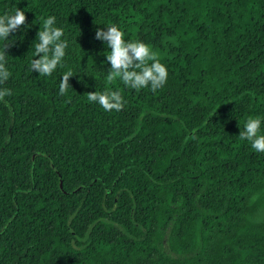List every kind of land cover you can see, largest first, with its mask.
Instances as JSON below:
<instances>
[{
	"label": "trees",
	"instance_id": "16d2710c",
	"mask_svg": "<svg viewBox=\"0 0 264 264\" xmlns=\"http://www.w3.org/2000/svg\"><path fill=\"white\" fill-rule=\"evenodd\" d=\"M16 8L27 22L0 40V264H264V153L238 136L248 117L264 134V0H0ZM49 16L68 48L39 76ZM113 24L157 53L161 89L106 82L94 37ZM106 88L121 111L87 100Z\"/></svg>",
	"mask_w": 264,
	"mask_h": 264
},
{
	"label": "clouds",
	"instance_id": "9594fccd",
	"mask_svg": "<svg viewBox=\"0 0 264 264\" xmlns=\"http://www.w3.org/2000/svg\"><path fill=\"white\" fill-rule=\"evenodd\" d=\"M42 29L36 33V43L34 45L33 57L30 62V70L38 72L39 76H51L57 67L63 66V59L66 55L68 42L62 39L64 30L56 26L55 16L46 19L41 17ZM27 22L25 12L16 8L14 14L5 13L0 15V40H8L10 34L18 31ZM103 28H97L95 39L102 41L109 49L105 63L110 64L107 69L106 82L112 84L119 80L125 87L141 90L150 88L156 92L161 89L168 78V71L161 63L156 52L143 41H128L124 38V33L115 24ZM9 44H5L0 50V84L6 82L11 76L6 67V56ZM73 77L71 70L65 72L60 80L59 95H66L69 87V78ZM11 95L10 89H0V101L5 96ZM87 100L98 104L104 111H121L125 101L119 90L106 88L103 92H87ZM261 118L248 117L243 130L239 131V139L249 142L251 148L258 153H264V134H260ZM186 137L196 139L194 135Z\"/></svg>",
	"mask_w": 264,
	"mask_h": 264
},
{
	"label": "water",
	"instance_id": "95a60500",
	"mask_svg": "<svg viewBox=\"0 0 264 264\" xmlns=\"http://www.w3.org/2000/svg\"><path fill=\"white\" fill-rule=\"evenodd\" d=\"M59 186H61V181H59Z\"/></svg>",
	"mask_w": 264,
	"mask_h": 264
}]
</instances>
